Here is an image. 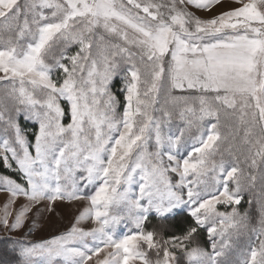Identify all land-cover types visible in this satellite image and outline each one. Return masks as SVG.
<instances>
[{"label":"snow or ice","instance_id":"snow-or-ice-1","mask_svg":"<svg viewBox=\"0 0 264 264\" xmlns=\"http://www.w3.org/2000/svg\"><path fill=\"white\" fill-rule=\"evenodd\" d=\"M220 3L0 0V163L19 176L0 175V227L31 231L33 216L83 202L66 231L15 241L23 264H227L247 227L235 205L264 169V0L193 11ZM260 207L238 264H264Z\"/></svg>","mask_w":264,"mask_h":264},{"label":"rangeland","instance_id":"rangeland-1","mask_svg":"<svg viewBox=\"0 0 264 264\" xmlns=\"http://www.w3.org/2000/svg\"><path fill=\"white\" fill-rule=\"evenodd\" d=\"M236 6L238 5L235 3V0H221V3L215 6L211 11L195 10V9H193V11H196L197 15L207 18L213 15H216L220 13L221 11H225L231 7H236ZM118 74H121V72H118L117 75ZM117 75L115 77H117ZM21 121H26L28 123H35L32 120H25L23 117L20 118V123ZM178 123H179L178 120H174L173 130H175V126ZM36 126L38 127V125ZM261 171H264V169H261L256 172L258 178L255 184V187L250 188L247 191H245L247 196H244L242 199V200H248V202L253 203V206L255 207L256 212L259 213L258 219H257V222H258L257 225L259 224V221L261 219L260 202L264 201V193H262V183L264 182H262L259 178ZM3 200H4V194L0 193V203H2ZM82 206H83V202H74V203L64 202L63 204L58 203L55 212L44 213L43 217H40L39 214L32 217V220H35L36 226L32 227L31 231H30L31 220L28 223H26V225L22 229L15 230L12 232H7L2 227H0V240L7 237L11 241L21 240V241H24L25 243H28V242L39 243L43 240L50 239L51 236L57 235L63 231H66L70 227L71 223L74 222V217L78 215V210H80ZM218 206L228 207L230 205L228 206L218 205ZM218 210L222 212H230L232 211V208L230 210H220V209ZM240 215L245 216V219H246V216H247L246 213L243 215L242 214ZM83 224L86 227L93 226L91 221H85L83 222ZM132 227L133 225L131 224V222H128V223L122 222L119 225H117L115 231L117 233L122 234V232L128 231ZM246 236L247 237H244L243 239H241V242L246 241L248 237H252V238L251 240H247L245 243H241L239 240L237 241L232 240L233 246L227 250V251H231V253L228 255H224L221 259L223 261H226L227 264H238V261L242 258V253L248 248V246L250 244L255 245L257 243L256 236L253 235L252 233L247 234ZM218 238L219 237H216V239ZM15 248L19 250L18 247H15ZM207 251L211 252V247ZM0 264H7V263L0 259ZM15 264H23V262H16ZM33 264H46V262L44 258L42 257H35L33 259ZM52 264H65V261L62 258H56L55 260H53Z\"/></svg>","mask_w":264,"mask_h":264},{"label":"trees","instance_id":"trees-1","mask_svg":"<svg viewBox=\"0 0 264 264\" xmlns=\"http://www.w3.org/2000/svg\"><path fill=\"white\" fill-rule=\"evenodd\" d=\"M75 49H73L74 51ZM121 74H118L117 77L113 78L111 84H110V90L113 94L116 95V97L123 102L124 97V87H125V80H124V72L120 71ZM179 94V93H175ZM118 111L122 112L123 107H119ZM65 123L68 122L67 119L64 120ZM21 127L24 128L28 133H32L36 130L37 126L35 123H28L26 121H21ZM31 138V137H30ZM0 174L1 175H8L13 178L19 179L18 174L15 172L14 169H8L5 167L2 163H0ZM244 196H247L245 193ZM237 208V211L240 214L246 213V219L244 223L247 225V227H241L239 233H237L235 230L232 232V240L237 241L239 240L241 242V239L244 237H247V234H251L250 229L252 227H255L257 225V219L259 213L256 212L255 207L253 206V203L248 202V200H242L240 205L235 206ZM232 206L224 207V206H218V209L220 210H230ZM155 223V221H153ZM151 227V225H149ZM237 235H239V239H237ZM252 237H248L247 240H251ZM216 239V237L214 238ZM219 239V238H218ZM217 239V240H218ZM246 240V241H247ZM241 242V243H245ZM195 242L198 243L201 247L205 248L206 250L210 249L211 247V241H209L208 233L206 229H201L199 234L195 238ZM15 241H11L9 238L5 237L0 240V259L7 264H15L16 262H23V258L18 253L19 250L15 248L14 250ZM231 251H226L225 255L230 254ZM235 253V252H233Z\"/></svg>","mask_w":264,"mask_h":264}]
</instances>
